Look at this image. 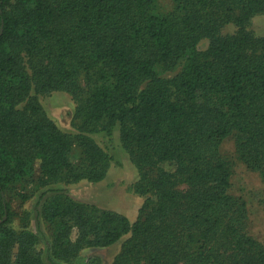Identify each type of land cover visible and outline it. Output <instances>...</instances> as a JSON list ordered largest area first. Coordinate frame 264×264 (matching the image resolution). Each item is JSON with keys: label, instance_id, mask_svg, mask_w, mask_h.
<instances>
[{"label": "trees", "instance_id": "16d2710c", "mask_svg": "<svg viewBox=\"0 0 264 264\" xmlns=\"http://www.w3.org/2000/svg\"><path fill=\"white\" fill-rule=\"evenodd\" d=\"M171 2L0 0V264L72 263L126 234L111 264H264L220 152L232 136L264 185V34L249 28L264 0ZM51 91L75 100V134L45 113ZM115 127L143 197L133 222L50 186L101 181L111 157L91 133ZM35 170L34 231L8 224L6 192Z\"/></svg>", "mask_w": 264, "mask_h": 264}, {"label": "rangeland", "instance_id": "374dc122", "mask_svg": "<svg viewBox=\"0 0 264 264\" xmlns=\"http://www.w3.org/2000/svg\"><path fill=\"white\" fill-rule=\"evenodd\" d=\"M163 11L171 9V0H160ZM249 28L258 34H264V14L254 16ZM234 26L231 24L223 28V32H232ZM207 46V40L203 39L198 44L202 50ZM181 66L179 62L169 72H163L164 76H171ZM47 116L64 132L75 134L78 130L79 119L73 113L76 102L70 94L64 91H51L37 95ZM91 136L110 155L108 169L105 177L99 182H88L84 179L65 184L61 181L51 187L58 188L63 194L82 202L94 204L100 208L110 209L124 214L130 222L136 219L138 209L143 202V197L132 191V184L137 180V170L129 160L128 153L123 148L118 127L113 128L110 134L103 132L91 133ZM221 154L232 163L230 178V192L236 197L245 201L248 217L247 231L264 245V185L260 175L247 168L238 158L234 150L232 136L225 138L220 145ZM78 149L75 147L70 153L69 160L75 162L78 158ZM37 170L30 177H23L11 190L6 192L10 208L15 215L8 221V224L18 227L22 222H27L35 231V220L33 219L36 210V200L43 187L38 184ZM47 194H50L48 192ZM23 212H26L27 219H22ZM47 237L50 232L43 228ZM128 236L104 247H86L80 251L79 257L72 263L62 264H111L114 255L118 252L120 245ZM95 257L98 259L96 260Z\"/></svg>", "mask_w": 264, "mask_h": 264}]
</instances>
